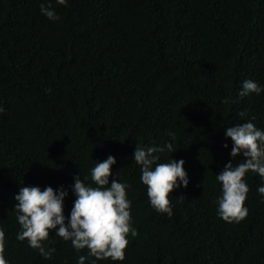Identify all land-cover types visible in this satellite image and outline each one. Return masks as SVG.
I'll return each mask as SVG.
<instances>
[{
  "label": "trees",
  "instance_id": "1",
  "mask_svg": "<svg viewBox=\"0 0 264 264\" xmlns=\"http://www.w3.org/2000/svg\"><path fill=\"white\" fill-rule=\"evenodd\" d=\"M42 3L0 0V228L8 264H78L80 256L93 264L87 249L77 252L55 231L44 242L55 249L50 259L18 240L14 197L21 186L63 188L67 223L74 178L95 186L91 169L110 155L109 186L128 185L138 234L126 237L123 261L96 264H264V179L246 173L248 215L239 223L219 217L216 179L227 163L245 159L230 155L226 129L252 122L264 131V91L238 95L245 80L264 89V0H51L55 21ZM169 142L177 151L165 148L157 163L183 159L189 179L169 194L171 216L151 206L133 159L137 144Z\"/></svg>",
  "mask_w": 264,
  "mask_h": 264
},
{
  "label": "clouds",
  "instance_id": "2",
  "mask_svg": "<svg viewBox=\"0 0 264 264\" xmlns=\"http://www.w3.org/2000/svg\"><path fill=\"white\" fill-rule=\"evenodd\" d=\"M55 2L66 6L67 0ZM40 10L50 20L59 19L51 0H48L47 5L42 3ZM261 91L264 89L257 83L245 80L238 95L243 98L250 93L260 94ZM238 115L242 117L244 113ZM250 119L255 120V117ZM170 135L174 141L175 135ZM225 136L233 142L230 155L235 158L242 153L245 159L239 164L230 161L216 176L222 185V196L217 199V211L225 222L239 223L248 215V209L244 207L249 192L244 179L246 173H258L264 179V131L257 129L252 122H244L227 128ZM223 146L228 147L227 144ZM165 148L171 153L177 151L171 142L165 147H141L137 144L133 159L141 168L140 179L147 186L151 206L157 212L171 216L169 194L181 185L187 188L189 179L183 159L157 163L158 153H163ZM115 163L111 155L105 161L95 163L91 169V181L95 186L86 184L81 176L74 178L73 193L76 199L67 223L64 216V199L68 195L66 190L61 188L57 192L49 186L41 191L39 187L21 186L14 197L18 202L14 210L21 228L17 239L27 240L31 248L38 249L45 259H50L55 249L46 250L44 242L50 231H55L63 240H70L77 252L87 249L89 256L95 257L93 264H96V260L109 258L112 261H123L128 244L126 237L129 234L135 237L138 233L131 226V201L126 192L128 185L113 179L109 186L111 167ZM258 193L264 196V186L258 188ZM4 251L5 233L0 228V264H8ZM86 259V256H80L78 264H85Z\"/></svg>",
  "mask_w": 264,
  "mask_h": 264
}]
</instances>
